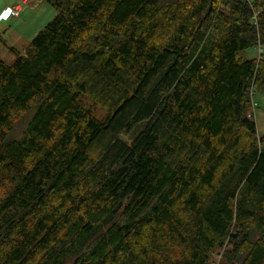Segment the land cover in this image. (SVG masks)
Here are the masks:
<instances>
[{
    "label": "trees",
    "instance_id": "16d2710c",
    "mask_svg": "<svg viewBox=\"0 0 264 264\" xmlns=\"http://www.w3.org/2000/svg\"><path fill=\"white\" fill-rule=\"evenodd\" d=\"M47 1L0 59V264H264V0Z\"/></svg>",
    "mask_w": 264,
    "mask_h": 264
},
{
    "label": "rangeland",
    "instance_id": "374dc122",
    "mask_svg": "<svg viewBox=\"0 0 264 264\" xmlns=\"http://www.w3.org/2000/svg\"><path fill=\"white\" fill-rule=\"evenodd\" d=\"M17 4L21 5L20 12L8 20H3L1 14L5 7ZM56 13V9L47 0H0V59L12 63L15 54L11 47L23 50ZM259 54V48H252L246 52L247 57ZM251 99L250 112L256 121L258 134L261 135L264 133V91H253ZM225 247L224 245L213 257L215 264H223L221 257Z\"/></svg>",
    "mask_w": 264,
    "mask_h": 264
},
{
    "label": "built area",
    "instance_id": "2783aa9c",
    "mask_svg": "<svg viewBox=\"0 0 264 264\" xmlns=\"http://www.w3.org/2000/svg\"><path fill=\"white\" fill-rule=\"evenodd\" d=\"M248 1H252V0H248ZM21 10V5L17 4L15 6H7L5 7V9L3 10L2 14H1V18L3 20H8L11 16L13 15H17ZM259 52H262V48L259 47Z\"/></svg>",
    "mask_w": 264,
    "mask_h": 264
}]
</instances>
